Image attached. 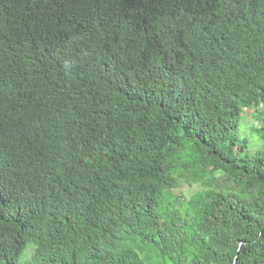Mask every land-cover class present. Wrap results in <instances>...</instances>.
Here are the masks:
<instances>
[{
  "label": "trees",
  "instance_id": "1",
  "mask_svg": "<svg viewBox=\"0 0 264 264\" xmlns=\"http://www.w3.org/2000/svg\"><path fill=\"white\" fill-rule=\"evenodd\" d=\"M260 106L264 0H0V264H264Z\"/></svg>",
  "mask_w": 264,
  "mask_h": 264
},
{
  "label": "rangeland",
  "instance_id": "2",
  "mask_svg": "<svg viewBox=\"0 0 264 264\" xmlns=\"http://www.w3.org/2000/svg\"><path fill=\"white\" fill-rule=\"evenodd\" d=\"M260 111H247L245 110L239 121V126L236 131V135L240 140L247 139L248 146L246 147L244 153H255L260 150L261 143L258 134L254 131L255 127H258V123L261 119L264 120V108L259 107ZM198 186H188L185 184H180V188L175 191V194L183 197L184 199L189 198L198 190ZM33 257V250L29 248L20 259L19 264H30L31 258ZM30 261V262H29Z\"/></svg>",
  "mask_w": 264,
  "mask_h": 264
}]
</instances>
